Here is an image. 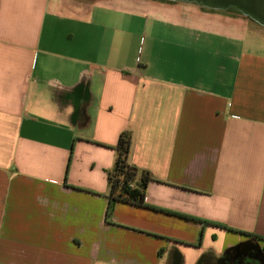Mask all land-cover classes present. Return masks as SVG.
<instances>
[{"label": "crops", "instance_id": "1", "mask_svg": "<svg viewBox=\"0 0 264 264\" xmlns=\"http://www.w3.org/2000/svg\"><path fill=\"white\" fill-rule=\"evenodd\" d=\"M136 1L0 0V264H264V15Z\"/></svg>", "mask_w": 264, "mask_h": 264}, {"label": "trees", "instance_id": "2", "mask_svg": "<svg viewBox=\"0 0 264 264\" xmlns=\"http://www.w3.org/2000/svg\"><path fill=\"white\" fill-rule=\"evenodd\" d=\"M130 144V135L121 134L116 146V164L108 174L111 192L109 194L110 205L107 216H109L113 204L117 202L135 207H148L145 203L146 189L153 179L147 171L141 170L128 162Z\"/></svg>", "mask_w": 264, "mask_h": 264}, {"label": "rangeland", "instance_id": "3", "mask_svg": "<svg viewBox=\"0 0 264 264\" xmlns=\"http://www.w3.org/2000/svg\"><path fill=\"white\" fill-rule=\"evenodd\" d=\"M129 1H132L134 3H138L136 0H129ZM155 1H158L161 3H167V4H169L171 2V3L175 4L177 7H179V6L181 7L183 5H186L187 7L185 6V7H181V8H185L188 12L192 11V9L195 8L197 11H193V12L196 13L197 15H200V16L209 15L207 13H212V14H223L224 13L227 15L231 14L229 16H230L231 20H233V21H239V18L245 19L247 17L248 21L250 23L255 24V22H257L256 21L257 18H255V17L251 18V16L248 17L249 14H251V13H249V11H243L245 9L241 6H238L237 4H232L230 6L224 7L223 9H211V8L203 7L197 3H191V2H187V1H171V0H155ZM246 15H248V16H246ZM239 16H243V17H239ZM244 16H246V17H244ZM218 18H223V17H218ZM261 21L262 20H260V22ZM262 35H263V39H264V32H262Z\"/></svg>", "mask_w": 264, "mask_h": 264}, {"label": "water", "instance_id": "4", "mask_svg": "<svg viewBox=\"0 0 264 264\" xmlns=\"http://www.w3.org/2000/svg\"><path fill=\"white\" fill-rule=\"evenodd\" d=\"M171 1H187L197 3L203 7L211 9H223L232 4H237L245 8V10L264 15V0H171Z\"/></svg>", "mask_w": 264, "mask_h": 264}, {"label": "flooded vegetation", "instance_id": "5", "mask_svg": "<svg viewBox=\"0 0 264 264\" xmlns=\"http://www.w3.org/2000/svg\"><path fill=\"white\" fill-rule=\"evenodd\" d=\"M244 9H245V8H244ZM243 11H246V10H243ZM253 13H255V12H253ZM251 14H252V13H251ZM256 15L259 16V14H256ZM257 257H258V256H257ZM258 261H259V263H260V262H262V261H264V260H263V259H259Z\"/></svg>", "mask_w": 264, "mask_h": 264}]
</instances>
